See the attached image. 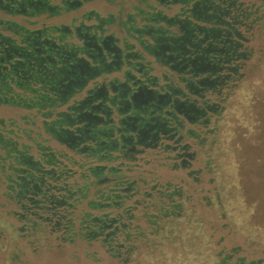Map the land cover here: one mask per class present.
<instances>
[{"label": "trees", "instance_id": "obj_1", "mask_svg": "<svg viewBox=\"0 0 264 264\" xmlns=\"http://www.w3.org/2000/svg\"><path fill=\"white\" fill-rule=\"evenodd\" d=\"M50 1L0 0V11L7 16L48 19L74 11L89 0ZM153 1L163 10L151 6L150 12L139 11L141 26L134 24L133 17L127 21L126 32L137 42L141 54L127 41L121 44L114 36L103 35L101 20L73 28L43 22L35 29L0 20V104L35 110L44 133L88 160L83 163L67 154L50 152L27 129L21 130V137L32 145H20V136L15 139L0 132L5 196L19 209L14 212L22 223L19 231L30 237L49 232L69 244L78 238L86 242L100 239L119 264H155L161 252L166 253L162 247L168 245L175 249L170 255L174 264H189L190 253L193 264H256L245 263L243 258L231 263L235 250L217 251L206 258L201 251L204 245L183 247L184 241L196 243L202 236L200 222H192V215L185 213L187 198L180 190L164 188L153 180H130L128 175L140 167L137 155L160 147L179 149V145L171 147L165 141L179 133L184 121L195 123L214 111L213 106L197 104L191 96L202 97L203 92L218 89L236 71L234 62L248 57L240 51V29H248L260 19L264 1L260 8L243 6L239 0ZM89 19L84 15L83 20ZM36 23L38 20L32 22ZM142 55L170 71L172 78L164 71L151 75L152 68L142 62ZM194 59L192 66L189 62ZM80 64L89 70L78 79L76 68ZM115 73H121L122 80L111 77ZM173 79L177 84L171 83ZM141 86L155 93L167 92L170 98L157 103L154 97L135 107L131 97ZM103 88L113 104L103 103L99 93ZM89 97L91 101L86 103ZM125 101L127 107L121 105ZM174 101L193 104L197 113L175 108ZM100 103L111 109L109 116L92 112L90 106ZM60 107L65 110L53 115ZM90 114L102 121L84 117ZM52 116L54 120H50ZM133 116L144 121L126 120ZM151 118H165L170 132L156 143L146 140L141 145L136 138L138 125L153 124ZM32 146L38 158L31 154ZM117 160H121L118 166L109 164ZM214 198L220 205V195L216 193ZM106 209L108 213L103 212ZM182 223L188 227L182 228ZM181 250L179 256L186 260L177 258Z\"/></svg>", "mask_w": 264, "mask_h": 264}, {"label": "rangeland", "instance_id": "obj_2", "mask_svg": "<svg viewBox=\"0 0 264 264\" xmlns=\"http://www.w3.org/2000/svg\"><path fill=\"white\" fill-rule=\"evenodd\" d=\"M263 1L239 0L243 6L255 8H260ZM50 3L57 4V1L51 0ZM151 6L155 10H163L153 0H89L78 9L55 18L26 19L7 16L0 11V20L16 22L28 29L39 28L43 22L73 28L80 24H99L97 21L101 20L103 35H112L121 44L122 40L127 41L134 46V51L141 54L137 42L126 32L127 21L128 17H133L134 24L141 26L139 11L150 12ZM86 14L89 20H83ZM258 16L260 19L250 28L240 29L243 38L240 51L247 53L248 57L245 55L234 62L232 66L236 71L218 89L203 92L202 97L191 96L198 100L197 104L213 106L214 111H208L195 123L184 121L179 133L165 141L171 147L179 145V149L172 151L160 147L137 155L140 167L128 175L130 180H153L164 188L180 190L187 198L185 213L192 215V222H200L202 235L196 243L184 241L182 246L204 245L201 251L202 257L205 255L206 258L217 251L230 253L235 250L231 263L243 258L245 263L264 264V7ZM37 20L38 23L32 24ZM3 34L8 35V32ZM71 41L76 42L74 39ZM142 56V62L152 68L151 75L159 76L164 71L172 78L170 71L160 67L151 57ZM111 77L122 80L121 73ZM171 83L177 84V80L173 79ZM92 86L93 83L89 87ZM22 96L30 97L29 94ZM62 110L65 107L58 108L53 115ZM54 119L52 116L50 120ZM41 123L42 119L35 110L0 104V132L3 134L15 139L20 136V145H32L21 137V130L27 129L31 131L32 138L49 148L50 152L88 162L85 157L69 151L53 136L44 133ZM30 152L38 158L33 146ZM4 154L0 149V155ZM119 163L121 160L109 164L118 166ZM216 193L221 197L220 205H216ZM18 210L14 201L5 196V181L0 172V264H119L102 246L100 239L86 242L78 238L69 244L60 242L49 232L28 236L27 232L19 231L22 223L14 215ZM103 212L108 213L109 210ZM181 227L188 226L182 223ZM162 248L166 253L161 252L160 260L155 264H174L170 255L175 249L171 245ZM182 252H177L179 261L186 260L179 256ZM187 256L190 258L187 262L193 264L192 253Z\"/></svg>", "mask_w": 264, "mask_h": 264}, {"label": "flooded vegetation", "instance_id": "obj_3", "mask_svg": "<svg viewBox=\"0 0 264 264\" xmlns=\"http://www.w3.org/2000/svg\"><path fill=\"white\" fill-rule=\"evenodd\" d=\"M115 58L117 59L118 57L115 56ZM195 60L196 59L191 60L189 63L193 66V62ZM113 63L116 64L117 62H113ZM105 66H106V64H105ZM76 69L80 72V75L77 76L78 79L81 78L80 76L82 74H84L85 72H87V70H89L88 67L84 64L78 65ZM67 88H69V86H67ZM99 93L103 95V98H104L103 103H106V101H109L111 104H113L112 100H109L105 97L107 94V91L104 88L102 90H100ZM154 97H156L157 103L161 102L162 99L168 101L170 98V96L167 92L155 93V92L146 90L145 88H143V86H141L138 88L137 92L131 97V99L133 100V106L137 107L140 104H144L145 102H147V100H149L151 98L153 99ZM90 101H91L90 97L85 100L86 103H88ZM85 102L83 104H85ZM174 104L176 106L175 108H177V109L183 107V110H189V111H193L194 113H197V110L193 109V107H192L193 104H190V103L187 104L186 103L184 105L183 103H179L177 101H174ZM121 105H124L126 107L128 106L126 101L121 102ZM90 109L92 110V112L103 113V114H105L106 117L112 113L111 109L109 107L104 106L102 103H100V105H98V106H90ZM167 114H168V112H167ZM84 117L87 118L88 120L95 121V122H101L102 121L101 118L94 117L91 114H90V116L85 115ZM159 119L158 118H151L150 121H152L153 124H150L147 122V123H142V124L138 125L139 130L137 131L136 138H137L139 144L144 145L146 140H151L152 142L156 143L160 138H164L165 135L169 134V132H170V128L168 126L169 123L167 122V120H165V118H159ZM163 119H164V121H163ZM126 120L131 121L132 123H135L137 121L138 122L144 121L143 118L136 117V116L127 117ZM122 123H124V120H122ZM140 127H142V128H140ZM130 140H131V142H133L132 138H130Z\"/></svg>", "mask_w": 264, "mask_h": 264}]
</instances>
